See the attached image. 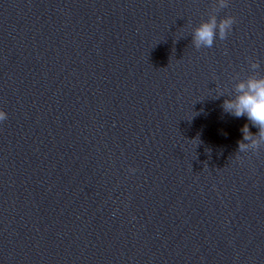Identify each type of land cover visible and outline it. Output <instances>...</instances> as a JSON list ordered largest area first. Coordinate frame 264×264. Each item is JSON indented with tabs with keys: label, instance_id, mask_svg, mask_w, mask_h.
<instances>
[{
	"label": "water",
	"instance_id": "water-1",
	"mask_svg": "<svg viewBox=\"0 0 264 264\" xmlns=\"http://www.w3.org/2000/svg\"><path fill=\"white\" fill-rule=\"evenodd\" d=\"M253 74L264 0H0V264H264Z\"/></svg>",
	"mask_w": 264,
	"mask_h": 264
},
{
	"label": "clouds",
	"instance_id": "clouds-1",
	"mask_svg": "<svg viewBox=\"0 0 264 264\" xmlns=\"http://www.w3.org/2000/svg\"><path fill=\"white\" fill-rule=\"evenodd\" d=\"M230 0H217L219 8L228 7ZM235 17L228 15L217 20L215 15L202 21L192 32V41L196 49L211 48L217 38L225 39L233 30ZM251 68H259L258 62H251ZM223 95L220 92L217 97ZM223 111L236 118H246L251 126L258 128V133L250 131L249 123L242 127L243 139L238 142V151L255 152L264 146V75L253 74L245 79H239L232 93L224 99L221 105ZM8 117L6 111L0 108V123ZM130 171L135 172L132 168Z\"/></svg>",
	"mask_w": 264,
	"mask_h": 264
}]
</instances>
